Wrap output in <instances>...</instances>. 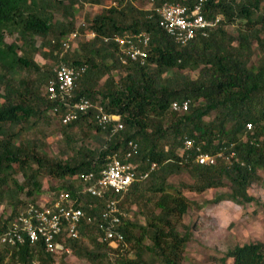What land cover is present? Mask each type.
<instances>
[{"label": "trees", "instance_id": "1", "mask_svg": "<svg viewBox=\"0 0 264 264\" xmlns=\"http://www.w3.org/2000/svg\"><path fill=\"white\" fill-rule=\"evenodd\" d=\"M78 1L0 0V204L11 208L5 217L0 215V233L23 203L19 193L25 189L26 196L34 197L41 192L37 178L40 167L45 165L61 179L53 191L64 189L75 196L81 187L75 178L77 173L92 171L96 175L112 153H123L126 141L133 140L137 150L129 160L135 170H148L154 163L144 179L129 185L120 201L122 210H127L123 206L126 201L140 202L144 214L143 224L125 216L116 226L125 242L133 241L135 257L121 258L117 248L97 239L102 201L87 194L77 197L84 212L92 216L91 221L82 220L77 238L65 239L64 245L74 255L92 262L99 258L107 259V264L112 260L139 264L143 263L142 252L147 250L162 264H179L189 234L181 233L177 225L189 201L180 189L167 182L168 176L186 172L192 181L180 185L195 192L227 186L228 191L219 199L242 205L254 200L247 187L259 179L258 170L264 171V0H204L203 15H219L220 20L206 36L196 35L184 45L176 44L157 25L152 11L155 4L139 8L133 0H111L112 4L101 8L87 22V30L94 35L79 44L85 53L84 61L77 55L67 57L61 49V41L73 26V4ZM101 1L82 0L90 4ZM163 1L191 7L197 0L155 3ZM54 11H60L61 20L53 19ZM229 23L237 24L234 34L226 31ZM78 28L81 32L82 28ZM137 31L148 34L146 57L142 64L136 60L121 64L116 45L102 38ZM12 32L21 44L4 40V33ZM36 36L40 38L38 46L34 45ZM39 48L54 54L56 63L85 64V72L72 89L73 99L82 96L95 102L98 96L97 103L105 112L119 116L122 127L114 132L110 131L112 121L104 128L95 123L93 109L63 125L71 127L81 122L94 127L105 136L101 148L87 149L78 158L52 161L19 141L18 131H13L16 125L30 116L43 117L45 112L50 116L47 111L51 102L44 99L40 87L52 68L38 72L34 79L23 78L16 84L10 81L16 68L39 70L32 58ZM254 56L257 59L252 63ZM116 68L123 74L114 81L109 71ZM194 70L196 75L190 77L188 71ZM184 99L189 101L187 111L170 109L171 101ZM246 122L251 123L250 130L245 129ZM184 138L192 139L187 149L183 148ZM195 146L210 154L222 151L224 156L232 150L234 156L229 160L217 158L211 165L197 164L193 161ZM13 163L22 171L21 183L13 176ZM85 235L90 236L91 248L81 241ZM144 239L149 243L144 244ZM227 258L231 264H264V243L235 244L219 258V264ZM54 262V254L39 241L29 243L24 238L13 245L0 242V264Z\"/></svg>", "mask_w": 264, "mask_h": 264}, {"label": "built area", "instance_id": "2", "mask_svg": "<svg viewBox=\"0 0 264 264\" xmlns=\"http://www.w3.org/2000/svg\"><path fill=\"white\" fill-rule=\"evenodd\" d=\"M204 0H197L191 7L178 2L163 1L156 5L155 0H150V7L157 16V25L178 45H184L196 35L206 36L208 29H212L220 20L219 15L207 18L202 13ZM92 37L94 32L88 31ZM76 31L69 32L61 41V49L66 52L76 38ZM148 34L145 31L132 33L111 34L103 37V41H111L117 47L118 59L121 64L127 61H139L141 64L146 57ZM86 65L56 63L52 68L51 75L43 84L42 96L51 102L48 113L59 125L67 124L93 109V120L101 128L112 121L111 132L122 127L117 114H110L103 110L101 104L91 102L88 98L78 97L73 99L72 89L75 82L85 72ZM187 99L171 101L170 109L174 112H185L188 109ZM245 129H251V123H245ZM183 148L192 145L191 138H184ZM127 149L123 153L114 152L97 171L79 172L75 175L81 187L75 196L70 192L59 189L51 190L49 197L44 201L26 202L13 216L6 229L0 233V242L13 245L27 239L29 243L39 241L47 252L57 254L67 251L64 245L65 239L77 238L78 226L82 220L90 222L92 216L85 213L81 206L80 194L100 199L102 206L96 228L99 232L97 239L105 242L111 248L121 251L126 247L122 233L117 229L120 219L127 216L120 206L123 194L129 185L144 179L154 167L151 163L148 170H135V164L129 159L137 150V144L133 140L126 141ZM234 152L231 150L227 155L222 151L214 154L201 151L195 146L193 161L197 164L211 165L217 158L231 159ZM90 208L91 204L87 203ZM111 260V259H110ZM110 264H128L116 263Z\"/></svg>", "mask_w": 264, "mask_h": 264}, {"label": "rangeland", "instance_id": "3", "mask_svg": "<svg viewBox=\"0 0 264 264\" xmlns=\"http://www.w3.org/2000/svg\"><path fill=\"white\" fill-rule=\"evenodd\" d=\"M65 0L64 3H66ZM133 5L139 8H148L150 0H133ZM112 4L111 0H102L100 4H90L79 0L73 4L74 17L73 26L69 32L76 31L72 46L64 52V54L72 58L77 55L80 61H84V52L80 50L79 44L85 43L91 39L88 35L86 26L87 22L101 8ZM60 11H54L53 19L61 20ZM82 31H79V28ZM237 24L229 23L226 25V31L234 34ZM67 32L66 35L69 33ZM6 42L14 41L21 44L15 32L4 33ZM39 37L34 38V45L38 46ZM25 50V49H22ZM27 51V50H25ZM19 53V51H17ZM257 54V53H256ZM264 54V53H263ZM33 60L40 67L38 71L27 70L24 68H16L10 75L12 84H16L21 79H34L40 71H50L56 64L57 57L54 54H47L46 48H39L37 53L32 55ZM256 56L252 57L251 62L256 61ZM183 72V71H181ZM110 76L114 81H117L122 70L111 69ZM190 77L196 75V71H188ZM43 84L40 87L42 93ZM1 92V91H0ZM98 96L95 102H98ZM210 117V116H209ZM207 119V118H206ZM18 131V139L21 144L28 147V150L38 152L41 156L48 160H64L70 157H80L85 150L99 149L103 146L105 136L98 132L94 127H90L85 123H77L71 127L59 125L55 119L50 117L46 112L43 117L30 116L26 121L21 122L13 128V131ZM17 142V140H15ZM31 167H35L31 164ZM14 168L13 176L18 182H22L23 175L20 167L12 164ZM259 179L252 182L247 187V193L253 197V201L238 205L230 200L219 199L223 192L228 191V187L208 188L202 192H195L182 187L180 183L190 184L191 178L186 172L169 175L167 182L180 189L181 193L189 201L186 212L181 216L177 229L183 233L186 231L189 234V239L186 242L181 254L179 264H219V258L222 257L227 249L235 244L248 243L259 241L264 243V171L258 170ZM41 184V192L34 197H28L21 191L18 198L23 201L18 205L21 207L31 198L36 201H44L49 197V192L61 183V179L54 173L49 171L45 165L40 167L37 177ZM140 202L126 201L123 209L130 220L139 224L144 223V214L140 209ZM140 205V207H139ZM7 204H0V215L5 217L10 211ZM92 237L93 232L89 230ZM90 236L81 237L84 245L91 248L93 243L89 240ZM143 243H149L148 239H144ZM133 241L126 242V247L120 251L121 258L132 259L135 257ZM54 264H107V259L97 258L95 261H88L79 255H74L71 250L63 251L54 254ZM143 263L139 264H162L149 251L144 250L141 254ZM224 264H231L227 258Z\"/></svg>", "mask_w": 264, "mask_h": 264}, {"label": "crops", "instance_id": "4", "mask_svg": "<svg viewBox=\"0 0 264 264\" xmlns=\"http://www.w3.org/2000/svg\"><path fill=\"white\" fill-rule=\"evenodd\" d=\"M257 55H259L258 53H257ZM257 58V57H256Z\"/></svg>", "mask_w": 264, "mask_h": 264}, {"label": "clouds", "instance_id": "5", "mask_svg": "<svg viewBox=\"0 0 264 264\" xmlns=\"http://www.w3.org/2000/svg\"><path fill=\"white\" fill-rule=\"evenodd\" d=\"M42 94V93H41Z\"/></svg>", "mask_w": 264, "mask_h": 264}]
</instances>
